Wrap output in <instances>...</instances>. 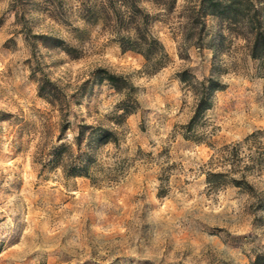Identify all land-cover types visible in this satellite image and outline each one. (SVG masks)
<instances>
[{"label": "rangeland", "instance_id": "obj_1", "mask_svg": "<svg viewBox=\"0 0 264 264\" xmlns=\"http://www.w3.org/2000/svg\"><path fill=\"white\" fill-rule=\"evenodd\" d=\"M199 1H134L167 53L147 74L120 47L134 25L121 0H0V264H264V167L246 175L249 189L205 177L224 169L209 164L223 145L253 135L242 151L264 146V70L248 34L200 16ZM97 68L133 87L136 110L120 124L126 89L95 82ZM204 78L222 88L188 132ZM80 124L115 133L94 155L116 181L49 162L61 143L77 153Z\"/></svg>", "mask_w": 264, "mask_h": 264}, {"label": "trees", "instance_id": "obj_2", "mask_svg": "<svg viewBox=\"0 0 264 264\" xmlns=\"http://www.w3.org/2000/svg\"><path fill=\"white\" fill-rule=\"evenodd\" d=\"M121 1L125 4L128 18L134 25L125 29L126 34L120 38V47L123 51L131 50L139 53L144 58V71L153 74L164 66L167 53L162 43L149 31L148 14L142 13V10L134 4L135 0ZM197 12L200 16L220 15L241 27L248 34L246 36L248 55L258 60L264 70V0H200ZM92 76L97 83L106 81L118 91L126 89V98L117 105L122 112L117 115L114 121L116 124L123 122L127 115L136 110V100L130 93L133 87L124 77L111 73L105 68L95 69ZM180 80L185 79L180 75ZM52 85L48 80L40 83L39 96L49 100V92H51L49 86ZM221 88L222 85L212 78H204L198 82V89L194 91L196 102L193 114L183 125L186 131L192 130L197 119L210 108L211 94ZM67 128H69L68 123L62 126L61 132ZM185 134L184 137H188ZM252 136H247L233 144H225L216 151V162L211 158L209 164L224 169L215 171L213 168L206 171L207 183L216 186L229 184L242 189L251 188L246 175L253 169L264 167V146L261 143L255 145L253 151L248 153L242 151L245 144L254 143L251 141ZM116 142L117 138L112 130L102 126L80 124L71 142L75 145L77 153L72 154L70 144L61 143L52 147L49 162L54 166H60L67 176H83L96 185L103 181L100 178L110 183L117 180L118 173L110 167L99 168L94 151L107 143L116 144ZM82 143L84 150H81ZM63 160L67 162L63 163ZM101 171L104 173L102 177L99 175Z\"/></svg>", "mask_w": 264, "mask_h": 264}]
</instances>
